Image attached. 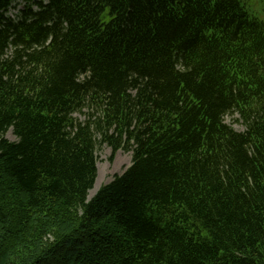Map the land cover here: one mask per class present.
<instances>
[{"label": "trees", "instance_id": "16d2710c", "mask_svg": "<svg viewBox=\"0 0 264 264\" xmlns=\"http://www.w3.org/2000/svg\"><path fill=\"white\" fill-rule=\"evenodd\" d=\"M15 1L0 264H264V18L245 0H35L13 18ZM99 144L133 158L89 198Z\"/></svg>", "mask_w": 264, "mask_h": 264}, {"label": "rangeland", "instance_id": "374dc122", "mask_svg": "<svg viewBox=\"0 0 264 264\" xmlns=\"http://www.w3.org/2000/svg\"><path fill=\"white\" fill-rule=\"evenodd\" d=\"M35 0H16L13 6L9 10V14L16 18L19 10L23 9L28 2H34ZM246 7L251 14L258 18H264V0H245ZM80 120L84 119V115L77 114ZM238 115H227L225 121L231 124L238 130H242L241 123L237 120ZM6 137L12 141L17 140V137L13 133L12 129L6 133ZM97 167L98 174L93 189L89 192V198H91L96 191L104 184L111 181L115 175L121 174L132 163L133 152L132 150L119 149L113 153L110 146L107 144H99L97 147Z\"/></svg>", "mask_w": 264, "mask_h": 264}]
</instances>
